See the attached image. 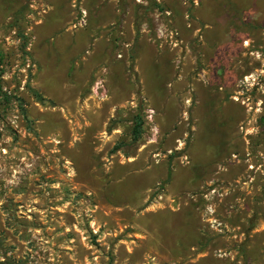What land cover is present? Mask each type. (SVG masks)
<instances>
[{
  "label": "rangeland",
  "instance_id": "obj_1",
  "mask_svg": "<svg viewBox=\"0 0 264 264\" xmlns=\"http://www.w3.org/2000/svg\"><path fill=\"white\" fill-rule=\"evenodd\" d=\"M0 49V264H264V0H0Z\"/></svg>",
  "mask_w": 264,
  "mask_h": 264
},
{
  "label": "trees",
  "instance_id": "obj_2",
  "mask_svg": "<svg viewBox=\"0 0 264 264\" xmlns=\"http://www.w3.org/2000/svg\"><path fill=\"white\" fill-rule=\"evenodd\" d=\"M2 57H3V53L0 49V64L2 62ZM1 69H0V75H1ZM141 125H142V119L141 117H139L138 115L135 117V123H134V128H133V134L134 137H137L140 134V129H141Z\"/></svg>",
  "mask_w": 264,
  "mask_h": 264
},
{
  "label": "built area",
  "instance_id": "obj_3",
  "mask_svg": "<svg viewBox=\"0 0 264 264\" xmlns=\"http://www.w3.org/2000/svg\"><path fill=\"white\" fill-rule=\"evenodd\" d=\"M94 90L97 91L100 95L106 94L105 87L100 81H97L95 83Z\"/></svg>",
  "mask_w": 264,
  "mask_h": 264
}]
</instances>
